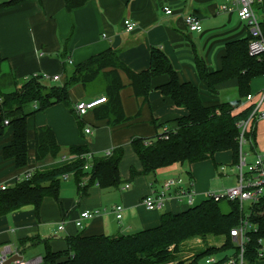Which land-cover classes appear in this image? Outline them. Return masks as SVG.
Returning a JSON list of instances; mask_svg holds the SVG:
<instances>
[{
  "label": "crops",
  "instance_id": "0c3cea01",
  "mask_svg": "<svg viewBox=\"0 0 264 264\" xmlns=\"http://www.w3.org/2000/svg\"><path fill=\"white\" fill-rule=\"evenodd\" d=\"M7 1L9 0H0V4ZM226 2L89 0L84 6L67 12L63 0H25L15 6L0 9V53L5 59L2 67L6 68L3 74L8 76L10 73L19 84L30 76H59V82H48L61 84L65 79L63 68L71 70L108 50L116 51L119 60L131 72L139 73L149 67L150 49L158 48L168 58L179 80L193 83L199 89L204 104L210 105L224 100L220 99V93L234 91L235 85H224L218 98L209 95L198 79L195 56L202 57L210 70H218L226 43L248 35L246 25L236 15L221 11V6ZM164 8L171 9L172 14L166 15ZM187 15H193L199 20L200 32H190L187 29L184 24ZM125 20L134 25L133 31H126L123 25ZM119 78L123 84L120 91L122 110L124 116L130 120L116 126L107 123L100 112L101 106L89 111L82 118L77 117L74 111L78 102L106 96L107 72L100 75L92 88H71L66 105L55 104L44 111H39L36 103L26 108L28 165L24 169H17L13 161L3 159L2 149L12 138V127H7L4 135L0 137V185L10 188L27 172L46 171L72 162L75 157L67 152L71 146H85L90 155L94 152L102 153L103 156L117 148H122L128 154L132 150V138H151L166 129L174 130L177 127L176 120L187 115L185 109L173 106L157 89L158 85L165 82V77L153 80V89L147 102L133 95L125 73L119 72ZM252 83L253 81L251 95L254 97L253 93L257 90L258 93L261 92L264 84L256 87L253 83L252 88ZM152 121H155L154 124ZM42 127L53 132L60 153L55 158L48 156L36 162L34 131ZM87 128L90 129V134L85 133ZM224 154L227 155L225 161L232 163L231 153ZM133 155L135 156L134 153ZM217 155L220 153L215 156ZM195 166L194 164L189 167L188 183L195 194L194 205H198L196 197L204 201L206 194H219L223 191H209L213 168L208 171V168L202 170ZM215 166L218 164L214 162L216 169ZM134 169L140 171V165ZM165 174L159 179L162 182L158 181L157 172L152 178L135 175L119 188L100 189L93 185L83 194L78 191L73 179L65 178L64 183L61 182L59 201L45 200L38 216L33 207L28 206L0 218V247L18 249L20 240L38 236L43 240H50L52 248L58 249L62 247V241L57 240V235L65 238L81 232L85 235L117 236L155 228L160 224L162 213H178L181 212L179 206H187L185 202L172 201L158 211L145 208L143 201L146 197L153 192L158 193L165 181L174 180L171 179L173 176L165 177ZM180 178L178 175L175 179ZM126 185L129 186L128 189H125ZM118 205L123 207L120 220L113 212V208ZM84 211L93 212L95 216L84 222L80 229L75 222ZM60 225H63L62 232L57 230ZM35 251L32 249L26 254L30 259L41 256L36 255Z\"/></svg>",
  "mask_w": 264,
  "mask_h": 264
},
{
  "label": "trees",
  "instance_id": "16d2710c",
  "mask_svg": "<svg viewBox=\"0 0 264 264\" xmlns=\"http://www.w3.org/2000/svg\"><path fill=\"white\" fill-rule=\"evenodd\" d=\"M25 0H9L0 4V9L15 6ZM89 0H63L65 10L71 12L84 6ZM256 9L261 12V31L264 37V0ZM251 36L231 40L226 43L221 66L212 71L202 57L195 56L194 64L198 79L205 86L206 92L218 98L224 85L234 84L237 99L218 101L205 105L199 89L190 82H181L165 54L158 48L149 52L147 70L133 73L120 60L116 51L108 50L89 61L73 67L63 68L65 79L61 84L44 81L41 75L30 76L24 81H17L10 75L4 76L1 66L4 58L0 53V137L6 127H12L11 142L3 147L4 160L14 162L17 169L28 165V114L25 109L39 105L44 111L55 104H67L69 91L75 86L84 90L92 88L100 75L107 72L105 83L107 102L101 105V113L108 124L119 125L130 119L124 116L120 91L123 84L119 72L125 73L133 90V95L147 102L153 89V80L165 77V82L157 89L169 99L176 108H183L187 115L176 120L174 130L162 131L151 138L135 137L130 141L133 153L140 164V171L130 168V178L135 175L154 177L156 172L178 166H192L207 160H213L218 153L230 152L232 165L240 161L241 130L239 124L247 121L256 104L246 102L251 95V82L264 77V55L251 57L248 44ZM5 81L8 84H5ZM45 84V85H44ZM19 86V87H18ZM13 87V91L6 89ZM104 97V96H103ZM93 99V98H92ZM246 105L237 112L236 109ZM258 120L255 117L253 123ZM8 124L5 125L4 122ZM153 124L155 121H152ZM256 123V122H255ZM255 123L250 133L243 135L251 153H255ZM161 126V125H159ZM67 152L75 159L61 167L46 171L35 170L27 180H20L14 186L0 190V218L19 212L25 207H33L39 215L43 202L51 199L59 201L61 182L71 177L83 194L96 185L100 189L119 188V165L124 151L117 148L110 156L95 157L90 155L85 146H71ZM60 147L53 132L47 128L34 131V158L40 162L46 157L55 158ZM190 175V174H189ZM90 176L84 184V178ZM190 177V176H189ZM225 203L228 211H224ZM249 229L244 244V264H255L259 260L258 252L264 241V191L259 201L249 208ZM244 219L238 201L205 199L198 205L173 213L165 212L160 216V224L151 229L130 235L105 236L85 235L61 238L64 248L53 249L48 239L33 237L18 242V251L25 255L39 245L44 246L41 264H206V260L215 258V263L224 264L229 258L238 259L241 248L233 240L231 231L239 227ZM208 236L223 237L224 245L220 248L208 247L182 255L180 246L186 241ZM38 243H37V242ZM29 244V245H28Z\"/></svg>",
  "mask_w": 264,
  "mask_h": 264
},
{
  "label": "built area",
  "instance_id": "2783aa9c",
  "mask_svg": "<svg viewBox=\"0 0 264 264\" xmlns=\"http://www.w3.org/2000/svg\"><path fill=\"white\" fill-rule=\"evenodd\" d=\"M227 2L221 6V11L234 14L237 18L243 22L248 30V34L251 36V40L248 44V53L251 57H260L264 55V37L261 31L262 18L257 13V5H262L263 0H226ZM164 13L166 15H171L172 10L164 8ZM259 12V11H258ZM184 24L190 32H200L201 26L199 20L193 15H187L184 19ZM123 25L126 31L131 32L134 30V25L125 20ZM44 81H54L59 82L60 77L54 76L49 77L45 74H41ZM261 93V102L256 106L251 116L247 121H242L239 124L241 130V136L239 139L240 145L245 144L243 135L247 132L248 123L251 122L255 117H258V120L264 119V113H259V109L262 103H264V89ZM253 96L248 95L246 102L254 103ZM107 102L105 97L93 98L87 101H81L75 104L74 111L76 116L82 118L89 111H92L101 105ZM5 125L8 124L7 121L4 122ZM165 131V130H164ZM86 134H90L91 131L89 128L85 130ZM110 152H106L104 156H110ZM238 171L236 177L237 185L222 192L219 194L208 193L205 195L206 199H213L214 201L220 200H229V201H238L240 208L243 212L244 219L241 221L239 227L231 231V236L233 240L241 248V253L238 259L229 258L224 264H244L243 261V252L244 244L246 242V232L250 227L248 222V217L250 215L249 208L256 204L259 201V197L263 194L264 191V157H256L252 163L246 164L245 156L240 154L239 164L236 166ZM221 171H224V168L221 167ZM31 177V173L27 172L23 174L17 181L27 180ZM8 187L5 185H0V190H5ZM129 186H125V189H128ZM174 190V192H173ZM194 192L191 189V186H183V182L180 179L167 180L163 183L162 189L158 193H151L143 201V205L149 211H158L165 207L169 202L175 201L177 203L185 202L187 206H194ZM249 203V208L245 211V203ZM113 212L116 215L118 220L121 219V214L123 212V207L118 205L113 208ZM95 216V213L90 211H84L80 214L78 220H76L75 225L77 228L82 229L84 222L91 220ZM58 232L63 231V225L58 227ZM14 255L22 256L21 260H15L10 264H41V256L34 257L28 261L25 260L24 255H21L17 249L12 248H3L0 247V264H6V262ZM258 258H264V243L258 252ZM215 258H210L206 260V264L215 263Z\"/></svg>",
  "mask_w": 264,
  "mask_h": 264
},
{
  "label": "rangeland",
  "instance_id": "374dc122",
  "mask_svg": "<svg viewBox=\"0 0 264 264\" xmlns=\"http://www.w3.org/2000/svg\"><path fill=\"white\" fill-rule=\"evenodd\" d=\"M257 13H258V15L261 16V12L257 11ZM1 70L3 73L6 71V68L1 66ZM20 82H22V81H20ZM253 83L256 87L263 85L264 84V77L255 78L253 80ZM253 83H252V88H253ZM5 84H8V82L5 81ZM53 84H56V83H53ZM6 91H8V92L13 91V87L6 89ZM257 91H255V93H253L254 94L253 102H254V104L258 105L261 102V93L260 92L258 93ZM219 97H220V99L222 98L225 101H234L237 99V93H236V90L231 91V92L229 90H227V91L221 92ZM245 105H246V103L243 104L238 109H236V111L239 112ZM259 113H264V103L261 104L260 109H259ZM255 122L254 123H255V153H256V155L251 153L250 148H249L247 143L243 144L241 147V153L245 156L246 164L252 163L256 157H264V119L257 120ZM254 123H253V121L248 123L247 130H246L247 133L251 132L252 128L254 127ZM6 129H8V128L6 127ZM130 151L131 152H128V154H125V151H124L123 159L119 165V173H120V179H121L122 183L130 180V174H128L129 169L131 167L135 168V166L138 167L140 165L139 161H137L135 158L136 156L133 155L132 150H130ZM224 153H220V155L214 156L213 160L204 161V162L195 164L196 165L195 168L202 169V170H205L208 168V171H210V169L213 168V171H214L213 172V178L209 180V184H210L209 191L210 192L219 193L218 192L219 190H222L224 192V191L228 190L229 188L237 185L236 177H237L238 171L236 169V166L232 165L231 161L230 162L225 161V157H227V155H225ZM92 154H94L95 157H100L102 153L92 152ZM214 162L218 164L217 167L215 166L216 169L214 168ZM228 163L231 164V166H222L223 164H228ZM189 167L190 166H188V165H184V166L175 165L172 167L161 169V170L157 171V175H158L157 179L159 181V179L164 176V173H166L165 177L173 176L171 179H175L179 175L181 177L180 179L183 182V185L184 186L187 184L189 185V183H188V182H190L189 181V172H190ZM221 167L224 168V171H221ZM201 173L205 174V172H202V171H201ZM194 177L196 178V176H194ZM69 178L72 179L71 177H69ZM89 179H90V176H86L83 179L85 181L84 184L88 183ZM162 181L163 180H161L159 182H162ZM62 183H64V180ZM196 186H197V183H196ZM222 191H220V192H222ZM202 200H203L202 198L196 197V204H199ZM179 207H180L181 211L187 209V206H185V205H182ZM244 207H245L244 208L245 211H247V209L249 208V203L246 202ZM222 208L225 212L228 211V208L226 207L225 203L222 204ZM57 236H58L57 239L61 240L62 235H57ZM39 239H41V238H39ZM223 245H224V238L223 237L208 236L205 239L197 237V238L190 239V240L186 241L183 245H181L180 251L183 252L182 255L185 256V255H189L191 252H196L197 250H200V249H204V248H208V247H215L218 249V248L222 247ZM39 246L34 248V251L36 250L35 251L36 255L41 254V256H42V254L44 252V246H42V245H39ZM61 248H64V244H62ZM24 256H25L26 261H28L30 259L28 254H25ZM41 259H42V257H41ZM258 264H264V259L258 260Z\"/></svg>",
  "mask_w": 264,
  "mask_h": 264
},
{
  "label": "water",
  "instance_id": "95a60500",
  "mask_svg": "<svg viewBox=\"0 0 264 264\" xmlns=\"http://www.w3.org/2000/svg\"><path fill=\"white\" fill-rule=\"evenodd\" d=\"M21 259H22V256L14 255L6 262V264H10L11 262H13L15 260H21Z\"/></svg>",
  "mask_w": 264,
  "mask_h": 264
}]
</instances>
